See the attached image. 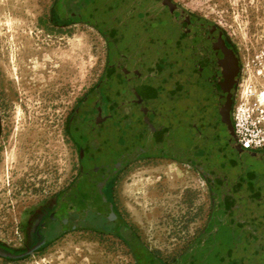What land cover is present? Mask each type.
Instances as JSON below:
<instances>
[{"label":"rangeland","instance_id":"rangeland-1","mask_svg":"<svg viewBox=\"0 0 264 264\" xmlns=\"http://www.w3.org/2000/svg\"><path fill=\"white\" fill-rule=\"evenodd\" d=\"M129 1L133 8L123 9V33L110 40L107 34L112 24L84 23L68 11L65 16L70 24L56 26L52 17H59L62 0H0V115L2 146L9 156L8 164L3 161L0 170V240L17 251L26 245L32 221L75 176L78 156L71 122L77 103L93 96V87L107 80L113 62L117 61V78L129 60L131 71L140 69L146 76L154 48L148 35L153 27L159 32L155 69L168 70L166 51L175 45L177 53L185 41L168 1L211 22L235 47L242 73L234 107L226 111L259 121L258 136L264 139V105L259 101L264 95V0ZM137 15L144 22L137 20ZM148 55L151 59L146 62ZM175 70L174 81L190 79L192 73L186 69L185 75L183 65ZM169 74L161 73L160 81H172ZM147 77L141 80L147 81ZM245 89L255 94H242ZM165 94V104L155 108L161 109L164 119L170 115L166 90ZM192 102L188 99L183 105L189 108ZM210 115L219 118L216 106ZM188 117L180 118L182 124ZM222 122L218 129L227 148V141L231 142L225 129L229 121ZM168 124L160 122L159 129L175 137L167 143L157 140L154 152L130 153L126 159L129 166L123 168L120 199L123 218L133 231L132 248L113 235L67 231L25 260L0 259V264H138L135 252L173 264L191 249H204L203 237L220 220L219 204L221 207L232 194L244 199L252 181L258 187L260 174L264 182V157L243 152L235 141L223 151L227 156L219 158L221 146L214 137L213 141L205 138L206 129L202 131L201 125L193 121L190 132L178 125L173 130ZM205 157L208 159L203 160ZM216 159H223L225 170H214ZM222 182L229 183L233 192L223 188ZM243 185L247 189L239 191ZM255 192L253 188L247 196ZM253 213L248 241L254 251L250 254L259 251L264 255V211ZM255 255L251 263H261V257Z\"/></svg>","mask_w":264,"mask_h":264},{"label":"flooded vegetation","instance_id":"flooded-vegetation-1","mask_svg":"<svg viewBox=\"0 0 264 264\" xmlns=\"http://www.w3.org/2000/svg\"><path fill=\"white\" fill-rule=\"evenodd\" d=\"M62 5L63 7L57 12L59 17L57 19L52 17L53 23L58 27L70 24L66 20L64 11L67 8L65 4ZM70 21H75V19L70 18ZM177 24L185 35V41L179 45L178 54L174 51L175 45L173 49L166 51L168 70L163 67L162 72L159 73V68L155 69L158 63L156 59H159L157 49L159 32L156 27H153L151 34H148L151 35L152 47L154 46L151 51V68L146 73L148 80L146 82L141 80L146 76L144 72L141 73L140 69L136 71L137 73L131 71V60L123 66L120 78L115 77L116 61L108 68L107 80L97 84L96 88L93 87L91 91V96H93L85 97L77 103L71 122V133L76 143L78 156L75 176L67 189L54 197L46 209L32 221L27 233L28 241L20 251L0 240V259L25 260L30 255L43 251L67 231L113 235L132 248L131 234L133 231L123 218V203L120 199L123 168L126 169L129 166L126 159L130 153L139 154L140 150L154 152L152 148L159 140L157 137L161 119L159 116L161 109L155 110V108L161 105H157L158 94H154L152 90L158 89L159 86L169 87V107L167 109L170 111L169 128L174 130L178 125L183 129H190L191 132L190 124L194 121L197 126L201 125L202 131H204L203 128L206 129L205 138L209 137L213 141L214 137L217 145L221 146L219 158L222 155L227 156V153L223 151L230 149V143H235L231 123L232 113L226 111V108L230 107L232 110L237 97L242 73L238 52L221 30L212 27L199 17L189 14V24L184 27L187 29L186 32L179 23ZM138 58L141 59V56ZM151 58L148 55L144 59L147 62L146 59ZM177 62H180L178 66ZM180 65L185 68V75H187L186 69L192 73H190V79L185 80L187 82L174 81L176 79L175 69ZM161 73H170L168 76L173 80L160 82ZM136 78L138 81L134 82L133 79ZM188 99H193V105L189 108L183 105ZM214 106L219 112V118L216 120L210 115ZM183 113L185 115L182 116ZM186 114L189 117L182 124L180 118L186 117ZM141 119L144 123L147 122L146 129L157 139L155 141L145 139L144 134L147 132L144 129V132L142 130L137 132L141 136L144 135V139L137 141L136 146L128 145L127 135L133 132L135 125ZM223 120L229 121L228 127H225L228 140L231 141L229 143L227 141V144L225 140L227 148L223 146L224 140L220 130V126L224 124ZM2 125L0 115V170L4 153ZM204 135L202 142L206 143ZM172 137L175 136L172 135ZM234 149L236 148L231 150ZM243 152L249 153L248 151ZM257 156L264 157V152H260ZM204 159L207 160L208 157ZM216 160L214 170L218 169V172L225 170L222 168L223 159L222 161ZM262 179L260 174L257 180L258 187H255L252 181V186L249 188L250 192L255 188V194L259 193L260 198H264ZM28 250H32V254L15 257Z\"/></svg>","mask_w":264,"mask_h":264},{"label":"trees","instance_id":"trees-1","mask_svg":"<svg viewBox=\"0 0 264 264\" xmlns=\"http://www.w3.org/2000/svg\"><path fill=\"white\" fill-rule=\"evenodd\" d=\"M62 3L65 4L64 6L67 8L64 10L65 12H71L78 20L84 23L89 22L95 25L97 23L102 25L105 24L104 27L112 24V28L107 34L110 40L112 38L116 40L114 39L115 36H117L118 39L117 33H123V9L132 7L130 6L131 2L129 0H78L76 2L74 0H62ZM130 16L131 15H129V19ZM136 19L144 22V19L140 16L138 17V15ZM126 31L128 32V29ZM160 72L161 71H159V73ZM222 168L225 169L224 163ZM222 184L223 188L229 187L231 193L233 192L229 183L226 184L222 182L220 185ZM241 187L239 191H241V189H247L244 185ZM243 193H245V191H243ZM247 193L244 198L250 197L247 196ZM231 196L232 197H229L227 201H224L225 203L221 202V207L219 204L217 211H222V213H219L220 220L218 219L217 226L213 227L211 231L206 233L203 237L204 249H191L188 255L179 258L174 261L173 264H253L251 261L255 254H250L252 248H250L251 245H249L248 237H250L249 231L254 227V218L251 217L254 213L249 212L248 214L247 211L246 218L240 219L237 217V210L240 206L239 203L244 199L239 200L236 194H232ZM232 200H235V203H233ZM234 211L236 213H234ZM253 251L254 250H252V252ZM134 254L138 264H168L161 259H155L150 256L147 257L145 254L143 256L138 252ZM257 257H261V259H259L261 263L258 264H264V255L257 251L255 258Z\"/></svg>","mask_w":264,"mask_h":264},{"label":"crops","instance_id":"crops-1","mask_svg":"<svg viewBox=\"0 0 264 264\" xmlns=\"http://www.w3.org/2000/svg\"><path fill=\"white\" fill-rule=\"evenodd\" d=\"M159 81H160V79H159ZM160 82H162V81H160ZM165 90L167 91V93H169V87L167 85L159 86L158 89L155 88L154 90H152L154 94L155 93L158 94V104L157 105L162 106L165 104L166 101L163 103V101L166 97ZM167 97H168V94H167ZM160 114H162V111H160ZM160 114H159V116L161 119L159 120V122H169L168 117L167 118L165 117L166 119H164V117H161ZM146 123L147 122L144 123V121L141 119L140 122H138L135 125L133 132L128 133V135H127L128 138H127V142H126L128 145L134 144L133 146H136L137 141H141V138L144 139V135H145V139L149 140L150 137L148 136V134H150V131L146 129V127H145ZM144 129L146 130L147 134H144L143 136H141V134L137 133L138 131H141V130L144 132ZM171 136H172L171 134H168V133L161 131L159 129V135L157 138H159L164 143H167V141H169L168 139L171 138ZM157 138L154 135L150 139H153V141H155ZM259 200H261V199H259L256 194H254L250 197L244 198V200H242L244 204L242 203V201L239 203L240 206L237 210V213H238V215L236 214L237 217L246 218L247 217V211H248V214H249V212L251 213V212L264 211V200H261V201H259ZM232 202L235 203V200H232ZM261 202H263V203H261ZM257 204H258V207H256ZM234 213H236V212L234 211ZM251 216H253V215H251ZM248 217H249V215H248Z\"/></svg>","mask_w":264,"mask_h":264},{"label":"built area","instance_id":"built-area-1","mask_svg":"<svg viewBox=\"0 0 264 264\" xmlns=\"http://www.w3.org/2000/svg\"><path fill=\"white\" fill-rule=\"evenodd\" d=\"M231 121L234 139L241 150L251 153L264 152V139L258 136L259 129L262 128L259 121H248L235 112H232Z\"/></svg>","mask_w":264,"mask_h":264},{"label":"water","instance_id":"water-1","mask_svg":"<svg viewBox=\"0 0 264 264\" xmlns=\"http://www.w3.org/2000/svg\"><path fill=\"white\" fill-rule=\"evenodd\" d=\"M168 3H169V9H170L175 21L177 23H179L181 25L183 31L186 32L187 29H184V27L189 24V14L186 13L183 9H181L177 5H175L174 3H172L171 1H168ZM201 20L209 23L210 25H212V27L215 28V26L211 22H209V21H207V20H205L203 18H201ZM258 154L259 153H256V155H258ZM30 254H32V250H28L24 254H21L19 256H15V257L16 258L17 257H25V256L30 255Z\"/></svg>","mask_w":264,"mask_h":264},{"label":"bare ground","instance_id":"bare-ground-1","mask_svg":"<svg viewBox=\"0 0 264 264\" xmlns=\"http://www.w3.org/2000/svg\"><path fill=\"white\" fill-rule=\"evenodd\" d=\"M241 93L244 94V95H248V96L249 95L251 96V95L255 94V93H253V92H251V91H249L247 89L242 90ZM259 101H260L261 104L264 105V95H261ZM3 161L6 162V164H8V162H9V156H8L7 152L5 153V151L3 153Z\"/></svg>","mask_w":264,"mask_h":264}]
</instances>
